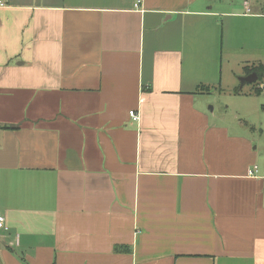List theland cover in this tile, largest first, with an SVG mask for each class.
I'll return each instance as SVG.
<instances>
[{"label":"crops","instance_id":"crops-1","mask_svg":"<svg viewBox=\"0 0 264 264\" xmlns=\"http://www.w3.org/2000/svg\"><path fill=\"white\" fill-rule=\"evenodd\" d=\"M0 1V264H264V0Z\"/></svg>","mask_w":264,"mask_h":264},{"label":"rangeland","instance_id":"rangeland-1","mask_svg":"<svg viewBox=\"0 0 264 264\" xmlns=\"http://www.w3.org/2000/svg\"><path fill=\"white\" fill-rule=\"evenodd\" d=\"M229 0H221L226 4ZM238 72L242 68L235 66ZM253 85L237 84L236 88H244V92H253ZM250 101V102H247ZM246 106V110L242 108ZM208 108H215L213 116L216 122L221 126H227L239 136H245L251 140L253 148L259 145V151L264 155V90L259 96L242 100L232 94L222 93L214 98V101L208 105Z\"/></svg>","mask_w":264,"mask_h":264},{"label":"built area","instance_id":"built-area-1","mask_svg":"<svg viewBox=\"0 0 264 264\" xmlns=\"http://www.w3.org/2000/svg\"><path fill=\"white\" fill-rule=\"evenodd\" d=\"M0 6H4V3L0 1ZM131 118L138 122L140 120L139 114L135 112H130ZM257 173V167H253L251 171H249L250 176H254ZM8 230V226L6 223V218L5 216L0 212V232H6Z\"/></svg>","mask_w":264,"mask_h":264},{"label":"water","instance_id":"water-1","mask_svg":"<svg viewBox=\"0 0 264 264\" xmlns=\"http://www.w3.org/2000/svg\"><path fill=\"white\" fill-rule=\"evenodd\" d=\"M257 79H258L257 73L253 72L251 75L241 79L242 86L247 84V83H253V82L257 81Z\"/></svg>","mask_w":264,"mask_h":264},{"label":"trees","instance_id":"trees-1","mask_svg":"<svg viewBox=\"0 0 264 264\" xmlns=\"http://www.w3.org/2000/svg\"><path fill=\"white\" fill-rule=\"evenodd\" d=\"M250 72H256L258 77H259L258 80H260L262 78V75H264V68L263 67H257V68H255V70H253V71L251 70ZM254 93L259 95V94H261V90L256 89V90H254Z\"/></svg>","mask_w":264,"mask_h":264}]
</instances>
